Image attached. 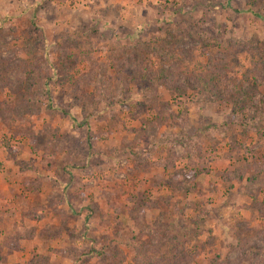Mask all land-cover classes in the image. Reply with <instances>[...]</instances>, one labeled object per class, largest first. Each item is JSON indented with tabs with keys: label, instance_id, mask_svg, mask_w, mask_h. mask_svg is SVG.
<instances>
[{
	"label": "rangeland",
	"instance_id": "rangeland-1",
	"mask_svg": "<svg viewBox=\"0 0 264 264\" xmlns=\"http://www.w3.org/2000/svg\"><path fill=\"white\" fill-rule=\"evenodd\" d=\"M0 264H264V0H0Z\"/></svg>",
	"mask_w": 264,
	"mask_h": 264
},
{
	"label": "trees",
	"instance_id": "trees-1",
	"mask_svg": "<svg viewBox=\"0 0 264 264\" xmlns=\"http://www.w3.org/2000/svg\"><path fill=\"white\" fill-rule=\"evenodd\" d=\"M166 75H162L160 76L159 79L161 80H166ZM160 80V81H161ZM156 123H152L150 121H144V125L142 127L145 128H140L138 133L139 135H141L144 139L146 140H151L153 137H156L160 127L163 125L162 124V119L158 116ZM149 129H151L149 131ZM166 135H164L165 137ZM161 137V135L159 136ZM189 160V157L187 158ZM172 165V162H169V160H166L162 163V167L163 168H167L169 166ZM193 164L190 165L187 164L186 166H184L183 168L180 169H174L172 172L169 173V177H168V183L169 186L171 187L170 189H172L171 193H180V192H187L189 193L195 183V177L200 173L199 169H197L196 167L192 166ZM170 196L167 197V199ZM154 202L152 204H148V207H144L145 208H149L154 206Z\"/></svg>",
	"mask_w": 264,
	"mask_h": 264
},
{
	"label": "crops",
	"instance_id": "crops-1",
	"mask_svg": "<svg viewBox=\"0 0 264 264\" xmlns=\"http://www.w3.org/2000/svg\"><path fill=\"white\" fill-rule=\"evenodd\" d=\"M165 174V177L163 178L164 180H162L161 182H162V185H163V187H162V189L164 188V191L165 192H168V193H171V191H172V189H170L171 187L169 186V183L167 182L168 181V177H169V174H167L166 172H164ZM155 204V203H154ZM156 205H154V206H152V207H149V208H145V209H143V211H144V213L145 212H147V211H149V210H151V209H155V208H157V211H158V215H159V209H158V207L156 206ZM148 220H146V219H144V223L146 224V225H149L148 224Z\"/></svg>",
	"mask_w": 264,
	"mask_h": 264
}]
</instances>
